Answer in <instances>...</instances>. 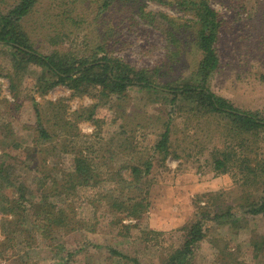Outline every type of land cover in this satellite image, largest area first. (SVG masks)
Segmentation results:
<instances>
[{
    "label": "rangeland",
    "instance_id": "rangeland-1",
    "mask_svg": "<svg viewBox=\"0 0 264 264\" xmlns=\"http://www.w3.org/2000/svg\"><path fill=\"white\" fill-rule=\"evenodd\" d=\"M19 1L0 0V13ZM170 1L38 0L22 23L43 53L107 52L150 70L158 85L193 81L201 59L194 31L172 42L140 16L145 9L191 17ZM209 2L223 20L221 64L209 86L264 115V0ZM12 59V48L0 44V264H137L118 251L166 264L204 211L227 210L237 215L205 222L190 264H264V213H247L264 200L262 130H243L232 116L194 110L155 89L44 91L46 69L34 62L19 71L16 97ZM167 129L169 153L156 148ZM78 164L83 185L74 183ZM60 209L64 226H51L50 211Z\"/></svg>",
    "mask_w": 264,
    "mask_h": 264
},
{
    "label": "trees",
    "instance_id": "trees-1",
    "mask_svg": "<svg viewBox=\"0 0 264 264\" xmlns=\"http://www.w3.org/2000/svg\"><path fill=\"white\" fill-rule=\"evenodd\" d=\"M37 1L20 0L8 12L0 13V44L11 47L13 51L12 60L15 72L9 77L11 79V90L16 97L19 96L18 80H16L20 74L19 71L23 70L28 63L34 62L43 65L46 69L39 77V81L44 82L40 85V88L44 91L57 84H67L76 91L85 93H92V90L99 89V87L102 93L108 91L118 94H123L132 87L155 89L172 94L174 102L178 99L187 100L194 110L232 116L243 130H252L256 134L260 133L261 130L264 132V115L259 112L240 109L232 101L220 96L209 86V77L221 64L217 43L223 24L218 11L212 7L209 0L170 1V3L177 4L182 10L191 15L186 21H184V18H175L168 13L146 11L145 9L140 14L142 19L146 18L149 24L158 26L165 32L169 41L172 42L180 40L182 30L190 28L194 31L195 42L201 52L196 80L165 85L156 84L150 70L137 68L123 58L114 57L107 52L102 56L94 55L93 58L71 57L70 53L61 51H53L49 54L41 52L36 48L33 39L22 23L23 18L32 12ZM101 48L104 47L101 46ZM49 74H52L55 80L45 79V76ZM39 129L40 135L45 139L51 136L43 124H40ZM169 141L170 129H167L162 133L156 148L165 150L166 153L171 152ZM224 161L221 160L222 165H224ZM83 164L85 167L84 162ZM261 167L264 172V162ZM147 168L146 172H149L151 163L147 165ZM83 170L82 165L78 164V179H74V183L76 181L82 185L86 183V176H82ZM133 171L140 174L138 166H134ZM86 172L89 173L87 168ZM64 187L65 189H71L73 185H64ZM249 208L247 213H264V200L260 204L252 203ZM49 209L53 208H45L44 211ZM49 214L52 216L49 219L51 226H64L67 214L63 209H60L59 213L51 210ZM235 215H237V212L232 213L231 210L216 212L214 215L204 211L203 217L192 223L183 246L168 258L166 264H190L196 255L197 247L205 237V222H215L221 218L234 217ZM116 253L141 264L136 258L129 257L119 251Z\"/></svg>",
    "mask_w": 264,
    "mask_h": 264
}]
</instances>
